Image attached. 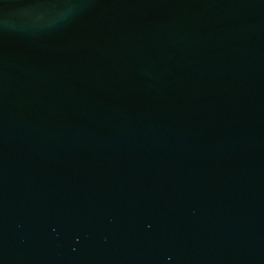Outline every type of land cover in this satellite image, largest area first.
Returning <instances> with one entry per match:
<instances>
[{
  "label": "water",
  "instance_id": "water-1",
  "mask_svg": "<svg viewBox=\"0 0 264 264\" xmlns=\"http://www.w3.org/2000/svg\"><path fill=\"white\" fill-rule=\"evenodd\" d=\"M0 264H264V0H0Z\"/></svg>",
  "mask_w": 264,
  "mask_h": 264
}]
</instances>
